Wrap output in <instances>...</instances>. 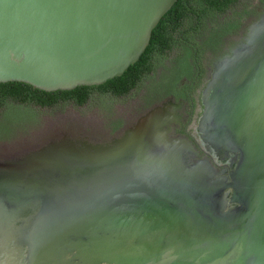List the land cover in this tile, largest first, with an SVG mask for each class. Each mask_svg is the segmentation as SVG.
Returning <instances> with one entry per match:
<instances>
[{
    "label": "water",
    "instance_id": "water-1",
    "mask_svg": "<svg viewBox=\"0 0 264 264\" xmlns=\"http://www.w3.org/2000/svg\"><path fill=\"white\" fill-rule=\"evenodd\" d=\"M177 1L0 0V83L121 76ZM202 101L204 158L164 104L111 137L62 132L0 157L1 264H264V15Z\"/></svg>",
    "mask_w": 264,
    "mask_h": 264
},
{
    "label": "trees",
    "instance_id": "trees-1",
    "mask_svg": "<svg viewBox=\"0 0 264 264\" xmlns=\"http://www.w3.org/2000/svg\"><path fill=\"white\" fill-rule=\"evenodd\" d=\"M251 1L178 0L154 29L140 60L123 75L100 85L44 91L24 82L0 83V141L13 137L17 128L38 123L47 109L98 101L108 112L114 101L137 96L147 81L152 82L149 92L156 94L173 92L184 76L194 81L198 73H204L205 52L216 49L225 35L239 27L251 11ZM160 67L161 81H154Z\"/></svg>",
    "mask_w": 264,
    "mask_h": 264
},
{
    "label": "flooded vegetation",
    "instance_id": "flooded-vegetation-1",
    "mask_svg": "<svg viewBox=\"0 0 264 264\" xmlns=\"http://www.w3.org/2000/svg\"><path fill=\"white\" fill-rule=\"evenodd\" d=\"M250 10L251 11L241 20L239 27L225 35L216 49H208L205 52L203 57L205 69L203 75L198 73L194 81H189L188 78L184 76L176 89L166 94L160 92L157 94L150 93L148 86H150L152 82L147 81L146 83L148 86L141 88L139 94L135 96L134 108L127 112V114L115 116L112 124L107 130L100 131V133L98 132L94 135L98 138L114 136L124 130L149 109L164 104L177 115L175 122L172 123L174 132L178 135L188 137L196 145L199 152L194 160L207 157L197 132L199 118L203 112L202 92L210 80L217 59L228 53L239 38L243 37L244 30L252 21L258 20L264 15V0H252ZM162 73L163 70L160 67L154 81L157 80L160 82ZM119 119H121L122 122L117 125L116 121ZM224 167V165L217 166L220 174H222L221 171Z\"/></svg>",
    "mask_w": 264,
    "mask_h": 264
},
{
    "label": "rangeland",
    "instance_id": "rangeland-1",
    "mask_svg": "<svg viewBox=\"0 0 264 264\" xmlns=\"http://www.w3.org/2000/svg\"><path fill=\"white\" fill-rule=\"evenodd\" d=\"M134 94L114 101L111 111L101 109L98 101L84 106L70 104L64 108L44 110L39 122L20 127L14 136L0 141V157L32 149L52 135L76 131L94 135L107 130L117 115L127 114L134 108Z\"/></svg>",
    "mask_w": 264,
    "mask_h": 264
},
{
    "label": "bare ground",
    "instance_id": "bare-ground-1",
    "mask_svg": "<svg viewBox=\"0 0 264 264\" xmlns=\"http://www.w3.org/2000/svg\"><path fill=\"white\" fill-rule=\"evenodd\" d=\"M1 263V262H0Z\"/></svg>",
    "mask_w": 264,
    "mask_h": 264
}]
</instances>
